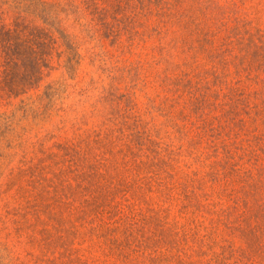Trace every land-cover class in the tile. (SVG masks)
Returning a JSON list of instances; mask_svg holds the SVG:
<instances>
[{
	"label": "rangeland",
	"instance_id": "1",
	"mask_svg": "<svg viewBox=\"0 0 264 264\" xmlns=\"http://www.w3.org/2000/svg\"><path fill=\"white\" fill-rule=\"evenodd\" d=\"M0 264H264V0H0Z\"/></svg>",
	"mask_w": 264,
	"mask_h": 264
}]
</instances>
